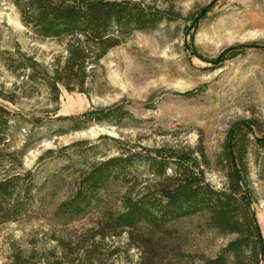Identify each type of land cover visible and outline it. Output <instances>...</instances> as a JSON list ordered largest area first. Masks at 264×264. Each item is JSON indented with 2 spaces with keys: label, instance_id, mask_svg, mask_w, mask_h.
I'll list each match as a JSON object with an SVG mask.
<instances>
[{
  "label": "rangeland",
  "instance_id": "374dc122",
  "mask_svg": "<svg viewBox=\"0 0 264 264\" xmlns=\"http://www.w3.org/2000/svg\"><path fill=\"white\" fill-rule=\"evenodd\" d=\"M143 1L172 8L181 17L133 32L92 68L84 92L60 85L56 99L49 80L66 60L67 41L36 35L13 3L0 0V103L15 113L9 150H23L12 162H0V177L31 170L37 185L24 215L0 223V264H141V252L129 244L127 231L101 237L92 229L104 210H121L122 195L133 183L135 192L143 187L149 177L145 164L129 168L136 182L109 181L85 216L64 222L56 210L83 174L127 147L202 148L210 160L208 180L223 188L227 178L217 160L230 128L256 119L264 129V0ZM210 3L212 9L194 24ZM233 45H245L246 52L216 60ZM20 60L39 66L16 69ZM118 102L131 111L120 121L61 118ZM248 160L256 192L253 208L264 236V152L251 145ZM202 223V216H194L176 226L185 249L215 256L232 236H220Z\"/></svg>",
  "mask_w": 264,
  "mask_h": 264
},
{
  "label": "trees",
  "instance_id": "16d2710c",
  "mask_svg": "<svg viewBox=\"0 0 264 264\" xmlns=\"http://www.w3.org/2000/svg\"><path fill=\"white\" fill-rule=\"evenodd\" d=\"M8 1L18 8L23 23L36 35L67 41L66 60L56 67L49 80L56 99L60 96V85L70 91L84 92L92 68L133 32L153 30L163 21L181 17L172 8L157 7L143 0ZM212 6L213 3L204 6L194 17V24H198ZM245 47L230 46L216 60L234 58L245 53ZM216 60L214 62L218 63ZM18 62L16 69L36 71L39 66L35 60ZM34 76L33 71L30 77ZM9 100L14 101L12 97ZM125 104L94 107L81 115L61 118L76 120L83 116L93 121H120L131 115ZM14 114L0 103V162L6 158L12 162L23 153L22 149L9 150L8 130ZM251 145L264 152V129L259 121L242 119L234 123L217 160L227 178L223 188L215 187L208 180L206 168L210 160L202 148L186 150L161 146L142 151L127 147L121 155L92 165L83 174L73 195L60 203L56 215L67 223L85 216L109 181L136 182L138 176L129 177L132 172L129 168L141 162L148 171L147 182L137 192L134 183L128 188L121 198V210L102 212L92 229L94 236H115L127 231L129 244L141 252V264H163L167 259L177 264L185 259L194 261V258L201 264H264V236L253 208L256 192L250 179ZM36 186L31 170L10 171L0 177V223L16 221L24 215L26 200ZM194 216H202L203 226L218 235L232 236L215 256L185 249L186 243L176 224ZM20 262L32 264L26 260Z\"/></svg>",
  "mask_w": 264,
  "mask_h": 264
}]
</instances>
